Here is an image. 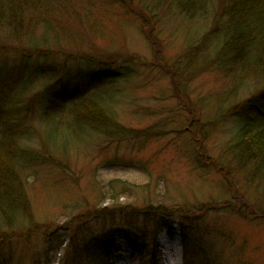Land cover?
Masks as SVG:
<instances>
[{"label": "rangeland", "instance_id": "rangeland-1", "mask_svg": "<svg viewBox=\"0 0 264 264\" xmlns=\"http://www.w3.org/2000/svg\"><path fill=\"white\" fill-rule=\"evenodd\" d=\"M185 1L189 13L177 0H0V82L17 93L0 126L13 128L6 133L19 148L28 210L17 215L21 227L0 238V258L139 264L117 234L130 222L139 228L143 202L152 200L188 209L187 219L158 215L173 225L158 230L157 264H182L181 222L192 263L202 264L205 252L213 264H264V168L242 147L241 116L233 113L264 88V43L256 36L252 47L225 50L226 12L237 0ZM28 56L38 76L24 65ZM95 59L104 62L98 77L90 74ZM59 78L63 97L52 118L44 111ZM100 95L129 133L110 137L70 122L55 128L74 104ZM124 206L139 209L133 220L121 219ZM170 230L173 241L162 237ZM142 232L130 234L141 243L149 236Z\"/></svg>", "mask_w": 264, "mask_h": 264}, {"label": "trees", "instance_id": "trees-1", "mask_svg": "<svg viewBox=\"0 0 264 264\" xmlns=\"http://www.w3.org/2000/svg\"><path fill=\"white\" fill-rule=\"evenodd\" d=\"M177 1L178 4L182 6V12L189 13L192 10V4H189V6L187 5L185 0ZM27 5H30L29 8H31V4ZM33 8H31L29 12L37 10ZM226 13H228L229 26H231V28L229 29L230 38L228 41H226V51L228 48L233 51H240L242 47L246 46V44L252 47L253 45H251V43L253 41V38L256 36L259 37V42L264 43V0L234 1L232 2L231 6L229 7V10ZM8 19L6 18L5 20ZM143 19H147L146 16ZM148 19H150V17H148ZM8 21H10V19ZM259 44L260 43H257L258 46ZM259 47L260 49H262L261 44ZM39 48L41 47H38L36 49ZM42 49L46 51L45 48ZM247 56V60H250L251 55L248 53ZM30 58L31 56H28L25 59L24 65L26 67L30 66V68L32 69L35 68V72L38 76L39 69L36 65L32 66V64L29 63ZM40 59L45 60L46 58L45 56H40ZM103 63L104 62L101 59L93 60V62L90 64L91 68L95 67V70H91L90 72L92 77H98L102 75L101 68H103ZM58 69L59 68H54L52 70V73L54 74V72ZM65 69H67L66 66ZM98 71H100V73ZM2 72L3 70L0 68V73ZM58 84L59 87L55 92H53L52 89L48 91L47 100H49V102H52V104H48L47 102V110L44 111L45 114L52 115V109L57 110L61 107L60 101L63 97L61 87L63 86V83H60V78L55 85ZM3 85L4 84L0 82V112L2 110V115L4 116H2L1 114L0 115L2 116V119L9 120L14 113V110H11V107L13 106V103H15V100H11L10 97L17 93L8 94L6 89L7 87ZM3 89L4 92H2ZM49 89L50 88L45 87V90ZM74 89L75 88L72 87V96L75 95ZM3 93H5L6 97L7 95L9 97L3 100ZM106 96L107 95H100L99 97L96 96L95 98H93L92 96L74 104L73 109L70 112L69 120L64 122L59 120L54 121V124H56L55 128L61 125L62 123H65V125L63 124L64 129L62 130L66 131L69 129L68 122H70L74 125V127L78 128V130L89 129L96 132L100 131L101 133L110 137H121L129 133V130L125 129L120 124L114 122V119L110 114V104L108 103V99L106 98ZM7 100L11 101L7 102ZM233 111V113H237V115L241 116L242 127L239 131V135L240 141L243 145L242 147L244 148V150L253 149V151L251 150L253 153L250 154L249 152H247V154H250L255 158H259V164L262 168H264V88L260 90L257 94L248 97L244 102H242V104L235 105ZM52 112L54 113V111ZM54 114L58 115L57 112H55ZM7 129H11L13 131V128L12 126H10V124L6 126H0V238H5L7 233L15 231L16 229L14 228V226L17 223L18 217L20 216L19 214L26 215L27 213L24 212L28 211L26 204L24 205L23 203H21L22 193L19 190L21 184L18 179L17 171L15 168L16 165L19 164V148L17 147V144L14 141H8L12 133L7 135ZM6 143V150H3ZM31 160V158L25 159L24 163L30 162ZM108 209L109 208H107V206H104L102 208V211L107 212ZM141 209L143 214H141L142 216L139 220V228L143 231L141 236L145 239L147 235H149L148 239H143L144 242L140 243L139 241H137V237L131 236L130 231H135V229H139L135 225V222H130L129 224L124 226L125 229H123L121 225L119 234L117 235H121V237L129 243L132 248L133 254L137 256L140 264H157L158 246L156 243V239L158 230H160L163 226H169L172 224L170 222H165L166 220H164L163 224H161V221L157 222V220L159 219L158 215L162 212V214L168 218L173 213H179L182 216V219H187V217L185 216L187 215L186 211H188V209L185 206L181 205L176 206L174 210L168 211L164 204H161V202H153L152 200H145ZM200 209H202V207L198 209V212L201 211ZM138 210V208H135L133 206H124L119 208L118 211L120 213L121 219L124 222L125 220H133V218L129 219L128 216L133 213H136ZM17 226L21 227V224L17 223ZM179 226L183 237V264H197L192 263L191 258L186 252L187 245L189 244L187 243V238L185 235L186 229L182 226V222ZM150 228L152 229L151 231ZM145 244L146 246H144ZM84 249L85 251H87L88 247L86 246ZM108 252H112L111 247L108 248ZM200 255L202 256V259L207 260H200L202 264H213V262L210 261L209 257L206 256L205 252L200 253ZM71 263L77 264L75 261H72ZM0 264H11L10 257L0 258ZM34 264L41 263L37 261ZM89 264L96 263L94 260H89Z\"/></svg>", "mask_w": 264, "mask_h": 264}, {"label": "bare ground", "instance_id": "bare-ground-1", "mask_svg": "<svg viewBox=\"0 0 264 264\" xmlns=\"http://www.w3.org/2000/svg\"><path fill=\"white\" fill-rule=\"evenodd\" d=\"M165 235L169 236L170 237V241H173V237L174 236H171V235H175L174 232L172 230L170 231H165L163 234H162V237L163 238H166ZM169 239V238H168ZM168 257V253H166V259ZM118 263H121L122 264V258L121 257H118V258H114L113 260V264H118ZM165 264V263H163ZM167 264H168V261H167Z\"/></svg>", "mask_w": 264, "mask_h": 264}]
</instances>
